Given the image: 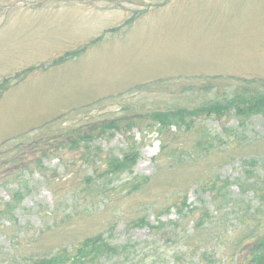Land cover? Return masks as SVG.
<instances>
[{
    "label": "rangeland",
    "instance_id": "1",
    "mask_svg": "<svg viewBox=\"0 0 264 264\" xmlns=\"http://www.w3.org/2000/svg\"><path fill=\"white\" fill-rule=\"evenodd\" d=\"M5 80L6 256L20 245L19 257L37 259L99 234L144 244L150 229L134 224L146 217L156 226L159 214L171 229L191 234L208 208L212 220L191 238L179 264H193L204 250V264H251L264 236V185L257 200L248 185L233 184L229 196L239 205L221 213L202 185L217 177L242 183L244 160L258 163L264 184V114L241 126L229 108L220 119L191 118L187 131L173 124L162 130L152 116L225 104L244 88L264 87V0H0V85ZM115 120L120 130L92 132ZM70 130L88 132L90 143L71 148ZM208 134L212 149L200 152ZM182 147L192 156H169ZM125 154L136 158L133 172L111 170L110 161ZM5 204L16 210L11 225ZM171 249L179 259L185 252Z\"/></svg>",
    "mask_w": 264,
    "mask_h": 264
},
{
    "label": "trees",
    "instance_id": "2",
    "mask_svg": "<svg viewBox=\"0 0 264 264\" xmlns=\"http://www.w3.org/2000/svg\"><path fill=\"white\" fill-rule=\"evenodd\" d=\"M78 54L75 52L74 56ZM68 56H66V59ZM8 80H5L4 83L0 85V92L3 93L6 90V84ZM253 83V82H250ZM227 103L223 104L220 102H211L205 104L202 108H198L192 112L187 110H177V111H169L156 113L152 116L153 120L156 122L155 124L160 125V128L163 130L165 128L170 127V125H175L176 128L182 129V127H186V131L192 127L194 124V119L201 115H206L209 117H217L220 119V116L228 110L229 108H234L236 112V117L241 122V126L243 123L250 119L252 116H257L264 114V87H257V89L244 88L242 92L231 94ZM191 119L190 121H187ZM120 122L118 120L102 122L100 127L98 126L96 130L98 133V137L104 135V133L108 130L115 129L120 130ZM160 129V130H161ZM65 134L66 137H72L73 143L71 148H79L80 143H90L88 139L90 135L88 132L82 133L79 131L78 134ZM92 136V135H91ZM230 138L236 139V134L230 136ZM173 142H177V137L174 135ZM214 137L212 138L211 134H208L201 140L198 144V148H201L200 152H209L212 149V145L214 143ZM197 146V145H196ZM167 145L163 147V151L167 150ZM91 149L87 146L85 147L86 157L89 156ZM198 152V149L195 150ZM44 153V150H42ZM193 152H186L185 148H178L169 153V156L172 158H184L191 157ZM129 154V153H128ZM125 154L122 159L113 158L110 161V168L117 172H122L124 170H129V172H133L131 168H133L136 163L135 156H128ZM243 170H244V179L243 182L237 181L232 182L230 180H221L217 177L210 183H205L202 185L203 191H208L211 194L212 202L216 204L215 211L221 213L225 209L228 208L230 204H233V207L238 206L237 200H231L229 196V190L232 185L238 186V188L243 189V185H248L250 189L254 193V197L259 200L262 198L260 191L262 188L260 184L262 178L258 176L256 168L259 167L258 163L255 160H244L242 162ZM258 169V168H257ZM264 176V172H263ZM149 181V179H145ZM201 188V187H200ZM245 192L243 191V194ZM184 205H186L187 198L184 196ZM219 202V205H218ZM13 203V202H12ZM18 205V202H14ZM182 208L179 209V215H183ZM196 208L187 211L189 215H194ZM15 209H10L5 204L4 206V219L9 218V222H11L15 216ZM212 220L210 216V210L206 208L203 210L201 218L196 222V226L193 229V232H182L174 227L171 229L170 226H167L161 219V214L157 217V224L153 226L152 224L147 222V218H142L137 221L134 226L136 227H148L151 233V239L144 244H138L134 241H129L126 244H117L112 240L108 239L104 234H99L93 237H89L81 241L76 248L69 249H61L52 255H48L45 257H40L37 259H27L25 257H19L17 250L20 245H16L15 248L9 249L11 254L6 256L7 254L3 251H0V262L3 259H7V264H166L168 261L172 260V263L179 264L181 260L187 255L190 254L191 246L188 242H191V238L199 231L201 228H206V223ZM164 244L163 246H159V244ZM171 245H176V247L181 250H185L182 252L181 258L179 259V253L175 254L173 249H171ZM200 246L195 247V251H200L203 247ZM205 249V248H204ZM207 250H204L200 255L193 261V264H204L207 255ZM173 252V254H170ZM13 255V256H11ZM251 264H264V236L260 237L258 240L257 247L252 252ZM203 259H205L203 261ZM133 261V263H131Z\"/></svg>",
    "mask_w": 264,
    "mask_h": 264
}]
</instances>
